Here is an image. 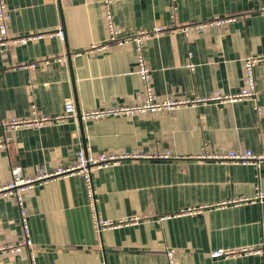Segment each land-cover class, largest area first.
<instances>
[{"label":"crops","instance_id":"crops-1","mask_svg":"<svg viewBox=\"0 0 264 264\" xmlns=\"http://www.w3.org/2000/svg\"><path fill=\"white\" fill-rule=\"evenodd\" d=\"M114 0L112 19L124 32L164 27L144 41L154 99L235 93L244 85L242 61L264 57V0ZM9 37L0 45V187L11 167L34 178L72 163L80 149L125 155L91 172L102 219L135 221L96 231L78 175L33 182L21 193L30 248L0 254V264H264V161L216 160L229 150H264V59L254 64V101L208 102L197 107L129 117L81 120L76 111L134 105L144 89L130 45L105 43L100 0H5ZM233 17L221 26L177 28ZM61 26L62 35L58 36ZM191 63L189 68L187 65ZM32 64V66H30ZM72 102L75 119L5 130L4 120L60 113ZM254 106L260 108L256 113ZM166 153V154H165ZM164 154L166 156H164ZM21 236L18 206L0 197V244ZM254 253L211 258L217 249Z\"/></svg>","mask_w":264,"mask_h":264},{"label":"built area","instance_id":"built-area-1","mask_svg":"<svg viewBox=\"0 0 264 264\" xmlns=\"http://www.w3.org/2000/svg\"><path fill=\"white\" fill-rule=\"evenodd\" d=\"M114 0H100L103 11L104 30H105V43L94 45L93 48L102 49L105 46L111 44L115 46L130 45L134 52V73L138 76L144 89V96L141 102L134 105H112L104 109H95L90 111H83L80 113V119L82 120H97L104 117H129L143 113H155L158 111H173L180 107L192 106L197 107L204 105L208 102L215 103H232L242 99H248L254 101L256 95L255 81L253 75L254 64L264 59L260 56H246L242 61L244 85L235 93H222L220 91H214L207 97H195L191 99H175L170 96H166L163 99L156 100L152 94V87L150 82V70L144 59V41L150 35H158L164 30V27H155L151 30L138 29L134 32H124L120 27L116 26L112 19L111 3ZM171 11L175 9L172 5ZM7 11L5 0H0V45L7 43H21L24 44L28 39H34L37 35H30L27 37H9L7 33ZM233 17L224 19H216L207 23H195L191 25H183L177 28L178 34L185 37L188 30H199L206 26L216 25L221 26L230 22ZM58 36H61V32H58ZM32 66V64H30ZM191 68L192 64L187 65ZM30 115L27 118L10 117L2 122V126L5 130H12L17 127H42L45 125H51L58 122H64L68 119H75L74 106L72 102H65L62 106L60 113L52 117L39 115L36 112L35 105L30 104ZM256 113H260V108L254 106ZM5 141L0 140V148H5ZM166 154V153H165ZM164 154V156H166ZM125 155H117L114 153L100 152L96 156L87 155L81 149L76 152L75 159L72 163L56 167L49 172L39 171L34 178H26L21 175V170L18 166L11 167L9 181L0 187V197L8 198L12 196L18 206L19 225L21 236L20 239L14 243L0 244V254L4 253H18L22 249L30 248L31 241L29 237V230L26 223V214L22 207L21 193L27 188H30L33 182L42 181L45 179L78 175L81 177L84 183L85 194L87 199V208L90 215L92 227L96 231L111 228L122 223L135 221L134 218L129 220H117L111 221L108 219H102L96 208V197L91 184V172L97 169L105 168L117 163L123 159ZM216 160H227L231 163H252L258 167L259 163L264 161V150L259 153H252L249 150L243 152L229 150L224 155L213 156ZM257 199H264V195L257 192ZM257 249L253 247H244L241 249H222L217 248L210 252L211 258H229L239 255L241 253H254ZM165 258L167 264H174L172 258V250H165ZM28 264H34L32 253L28 254ZM100 264H104L101 262Z\"/></svg>","mask_w":264,"mask_h":264},{"label":"water","instance_id":"water-1","mask_svg":"<svg viewBox=\"0 0 264 264\" xmlns=\"http://www.w3.org/2000/svg\"><path fill=\"white\" fill-rule=\"evenodd\" d=\"M60 32H61V35H62V38H63V27L62 26L60 28ZM76 118H77V121H78L79 130H80V133H81L82 132L81 120H80V115L78 114L77 111H76Z\"/></svg>","mask_w":264,"mask_h":264}]
</instances>
